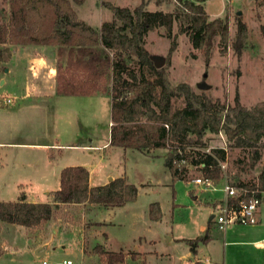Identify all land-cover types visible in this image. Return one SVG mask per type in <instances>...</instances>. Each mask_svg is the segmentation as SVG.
I'll return each instance as SVG.
<instances>
[{
    "label": "rangeland",
    "instance_id": "1",
    "mask_svg": "<svg viewBox=\"0 0 264 264\" xmlns=\"http://www.w3.org/2000/svg\"><path fill=\"white\" fill-rule=\"evenodd\" d=\"M73 2L80 18L95 28L114 18L113 11L104 2L130 8L145 3L148 10L166 12L175 10L178 5L176 0ZM205 7L211 20L229 18L232 35L236 32L237 15L247 23L249 40L241 57L234 53L233 48L224 55L216 47L207 64L204 54L193 47L187 34L179 32L178 25L174 26L171 38L164 28L149 32L145 45L147 50L156 59L164 60L162 66L172 87L185 82L195 92H205L209 97L227 99L230 103L238 94L241 103L247 107L264 101V2L207 0ZM1 8L9 10L8 0H0ZM13 47L15 54L0 67V99H15L8 105L0 102V141L12 143L0 147V163L4 165L2 173L6 176L0 184V200L16 201L25 194L27 201H53L51 191L60 187L59 172L54 175V171L56 167L61 169L67 165L88 168L92 174L91 186L126 177L128 182L138 187V197L114 208L68 205L63 207L57 219L40 230L0 223V264H42L44 261L63 264L65 260H72L73 264H104L101 256L94 252L98 244L109 251L127 253L125 264H193L190 247L181 238L204 234L200 227L209 223H212L213 241L208 246L200 244L203 260L211 254L219 260L227 255L236 263V254L231 252V247H226L225 254L224 232L215 227V220L210 221L217 207L196 202V196L209 203L224 198L223 180L215 190H205L194 183L188 185L186 181L173 180L166 165L169 159L167 149L155 148L145 152L109 145L110 142L104 146L111 140L112 100L109 95H54L46 101L31 94L27 98L26 93L38 91L41 83L45 84L43 88L46 91H50L55 82L48 77L49 68H42L38 58L24 52L44 51L46 57L43 59L51 65L56 58L55 47ZM203 84L209 87L203 89ZM206 138L209 148L227 147L229 144L224 131L208 133ZM69 143L79 146H65ZM39 144L57 147L44 149ZM227 150L226 172L234 181L237 172L234 160L241 150ZM48 161L53 162L52 172ZM260 168L249 174L239 173V177L244 181L253 180ZM188 174L190 180L203 176L194 165L188 168ZM154 202H158L163 211V217L158 221L150 217V206ZM174 203L181 208L173 215ZM261 207L264 208V201ZM235 226L234 235H228L227 241L253 240L264 231V218L261 225Z\"/></svg>",
    "mask_w": 264,
    "mask_h": 264
},
{
    "label": "trees",
    "instance_id": "2",
    "mask_svg": "<svg viewBox=\"0 0 264 264\" xmlns=\"http://www.w3.org/2000/svg\"><path fill=\"white\" fill-rule=\"evenodd\" d=\"M74 1L81 4L85 0ZM176 1L175 10L167 12L148 10L145 3L130 8L104 2L114 18L95 28L80 18L73 0H8L9 10L0 9V67L11 60L15 45L54 46L58 58V95L111 97L110 145L145 152L167 149L166 165L174 181H190L188 168L178 164L188 159L216 185L224 177L220 161H227V149H240L234 160L235 180L229 176L238 189L231 200L261 196L264 101L247 107L238 94L230 103L227 99L209 97L205 92H195L185 82L172 87L165 68L156 65L145 46L149 32L164 28L171 38L174 26L178 25L179 32L189 36L208 64L216 47L224 55L233 48L241 57L248 45V25L237 15L236 32L232 35L228 17L210 19L205 7L207 0ZM256 2L262 4L264 0ZM262 29L264 35V25ZM222 131L229 142L227 147H212L211 152L201 150L209 148L208 133ZM258 167L261 168L255 179H240L239 173L249 174ZM89 181L90 172L85 166H66L60 173V187L51 192L53 201L31 202L25 194L16 201L0 200V223L40 230L57 219L68 205L114 208L138 197V187L126 177L98 186H91ZM150 217L162 219L158 202L151 204ZM211 229L212 223L204 234L183 239L194 257L199 244L211 239ZM94 252L104 264H125L128 258L127 253L106 250L101 244L95 246ZM194 259L193 264H215Z\"/></svg>",
    "mask_w": 264,
    "mask_h": 264
},
{
    "label": "crops",
    "instance_id": "3",
    "mask_svg": "<svg viewBox=\"0 0 264 264\" xmlns=\"http://www.w3.org/2000/svg\"><path fill=\"white\" fill-rule=\"evenodd\" d=\"M49 51V50H48ZM55 51H56V58L51 62V65H49L48 63H46L44 61V57L45 54H44V51H25L24 54L25 55H33L37 61L39 62V65L43 68H49V72H48V77L49 79L54 80V85H52L50 88L51 90L50 91H46L43 86L45 87V84L41 83L38 87V91H33V93H31L30 91H28L26 93V97H30L31 94L34 95V97H39L41 99H44V100H49L51 98L54 97V95H57L56 97H62V95H58L56 93V86H57V50H56V47H55ZM13 54H15V50H14V47H13ZM13 57V56H12ZM35 89V85H33V90ZM94 96H97V95H91V96H86V97H94ZM15 100V99H14ZM2 100L0 99V102ZM3 102V101H2ZM7 105V104H6ZM112 124V122H111ZM110 141H108L107 143L104 144V146H106ZM12 143H9L7 141H0V147L1 146H7V145H11ZM36 145V144H35ZM110 145V144H109ZM39 146L43 147L44 149H50V148H55L57 147V145H52L54 147H51L49 144H39ZM65 146H68V147H77L79 146L77 143H69ZM85 147H89V148H97V147H100L99 145H84ZM48 165L50 166L51 168V172L53 171V167H52V161H48ZM70 164V163H69ZM67 166H73V165H67ZM66 167V166H65ZM59 167H56V170L54 171V175L55 174H58L59 172V175L61 173V170L64 168V167H61V169H58ZM4 169V165L2 163H0V184L3 182V177H6L5 176V173H2V170ZM88 169V168H87ZM90 172V171H89ZM91 172H90V180H91ZM106 184V183H105ZM188 184V182H187ZM21 185V184H20ZM103 185V184H102ZM189 185V184H188ZM58 189V188H57ZM55 189V190H57ZM54 190V191H55ZM52 192V191H51ZM50 193V192H49ZM223 198L221 199H215L214 201H212V203H209V202H205V201H202L199 197L196 196V202L198 204H211L212 206H218V204L220 203V201L222 200ZM263 203V202H262ZM78 206H81L82 204H77ZM262 205V204H261ZM261 205L259 206V209H258V212H257V217H258V222L256 224H252V225H261V223L263 222V218H264V208L261 207ZM89 205H85L83 207H86L88 208ZM91 206V205H90ZM92 206H95V205H92ZM181 207L179 206V204H176L174 203L173 205V215L175 213V210H179ZM162 209V208H161ZM215 215V214H213ZM212 215V216H213ZM211 216V218H212ZM162 217H163V211H162ZM210 218V221L212 222L214 220ZM210 224V223H209ZM208 225H202L200 227V231L201 232H205L208 228ZM236 225H242V224H236ZM215 227H216V224H215ZM235 225H232L228 231L229 232H226L224 233V245H225V254H226V247H231V252L233 254H236V263L234 262L233 258L230 257L228 258L227 255H224L225 258L222 259V260H219V259H216V257H214V255L211 254V256L209 258H206L205 260H203V258L201 257L200 255V244L198 246V253L196 255V259H199L205 263H215V264H264V231L262 232V234L260 235V237L256 238V239H253V240H248V241H227L226 240V237L229 235V236H233L234 235V231H235ZM217 228V227H216ZM199 236V235H198ZM197 237V236H196ZM195 238V237H193ZM182 240L183 239H189V238H181ZM213 241V236L211 235V239L204 243L205 246H208L210 243H212ZM234 247V248H233ZM190 250V248H189ZM191 254V253H190ZM192 255V254H191ZM227 256V257H226ZM193 261L195 259H192Z\"/></svg>",
    "mask_w": 264,
    "mask_h": 264
},
{
    "label": "built area",
    "instance_id": "4",
    "mask_svg": "<svg viewBox=\"0 0 264 264\" xmlns=\"http://www.w3.org/2000/svg\"><path fill=\"white\" fill-rule=\"evenodd\" d=\"M5 104H9L14 100L7 98L2 100ZM199 149V148H198ZM206 152H211V148L201 149ZM177 161H175L176 163ZM179 164V167L185 166L190 168L192 164L189 162L188 159H183ZM204 165V163L202 164ZM220 166L223 170L224 177L223 181L225 185L223 190L225 192L224 198L220 201L217 207V211L215 213V224L216 227L226 233L227 230L236 224L248 225V224H256L258 222L257 212L259 206L264 201V193L261 196H254L249 200H240L238 202H232V198H234L237 193L238 189L231 184V180L226 172L227 162L220 161ZM194 183L203 187L205 190L209 189H216V184L210 178H206L204 176H198L192 178L188 184ZM42 264H48L44 261ZM63 264H73L72 260H65Z\"/></svg>",
    "mask_w": 264,
    "mask_h": 264
},
{
    "label": "water",
    "instance_id": "5",
    "mask_svg": "<svg viewBox=\"0 0 264 264\" xmlns=\"http://www.w3.org/2000/svg\"><path fill=\"white\" fill-rule=\"evenodd\" d=\"M241 13V12H240ZM151 58L155 61V63H156V65L158 66V67H162V65H163V63H164V60H158V59H156L155 57H153L152 55H151ZM209 86L207 85V84H203L202 85V88L203 89H207ZM215 217V215H213L212 216V218L211 219H213Z\"/></svg>",
    "mask_w": 264,
    "mask_h": 264
}]
</instances>
